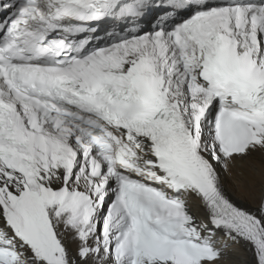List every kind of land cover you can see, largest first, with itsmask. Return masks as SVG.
Masks as SVG:
<instances>
[{
  "label": "snow or ice",
  "instance_id": "obj_1",
  "mask_svg": "<svg viewBox=\"0 0 264 264\" xmlns=\"http://www.w3.org/2000/svg\"><path fill=\"white\" fill-rule=\"evenodd\" d=\"M0 15V264H264V0ZM237 165L252 211L224 191Z\"/></svg>",
  "mask_w": 264,
  "mask_h": 264
},
{
  "label": "bare ground",
  "instance_id": "obj_2",
  "mask_svg": "<svg viewBox=\"0 0 264 264\" xmlns=\"http://www.w3.org/2000/svg\"><path fill=\"white\" fill-rule=\"evenodd\" d=\"M253 162L259 160L257 154L252 158ZM257 168L259 164L257 163ZM240 170L248 172L247 165H237L224 172L220 170L221 181L224 187V191L228 198L238 207L252 211L256 208L258 202V186L260 181V175L258 173L253 174L255 178V185L243 180L240 175ZM189 206L192 212L198 217H204L203 209L199 207L196 200H190ZM72 247V245H69ZM251 256L244 247L233 246L230 250L228 257V264H250Z\"/></svg>",
  "mask_w": 264,
  "mask_h": 264
}]
</instances>
